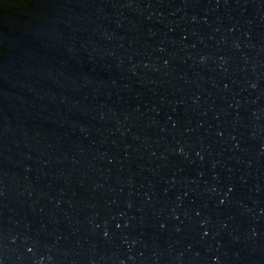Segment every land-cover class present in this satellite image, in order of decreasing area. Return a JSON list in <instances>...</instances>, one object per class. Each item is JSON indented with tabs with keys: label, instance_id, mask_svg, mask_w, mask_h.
<instances>
[{
	"label": "water",
	"instance_id": "1",
	"mask_svg": "<svg viewBox=\"0 0 264 264\" xmlns=\"http://www.w3.org/2000/svg\"><path fill=\"white\" fill-rule=\"evenodd\" d=\"M0 264H264V0H0Z\"/></svg>",
	"mask_w": 264,
	"mask_h": 264
}]
</instances>
